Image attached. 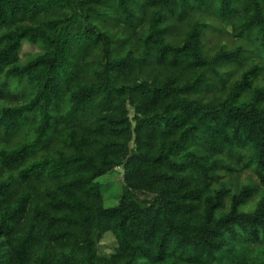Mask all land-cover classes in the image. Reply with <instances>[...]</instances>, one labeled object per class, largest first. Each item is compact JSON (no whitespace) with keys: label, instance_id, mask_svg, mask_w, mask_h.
Segmentation results:
<instances>
[{"label":"trees","instance_id":"trees-1","mask_svg":"<svg viewBox=\"0 0 264 264\" xmlns=\"http://www.w3.org/2000/svg\"><path fill=\"white\" fill-rule=\"evenodd\" d=\"M0 264H264V0H0Z\"/></svg>","mask_w":264,"mask_h":264},{"label":"rangeland","instance_id":"rangeland-1","mask_svg":"<svg viewBox=\"0 0 264 264\" xmlns=\"http://www.w3.org/2000/svg\"><path fill=\"white\" fill-rule=\"evenodd\" d=\"M220 41L226 42L228 48H231L232 45L229 41V38L226 35L216 36L211 34L209 35L207 46L209 48H214ZM41 51L40 46H34L24 43L22 51L20 54V60L24 62L33 55L38 54ZM24 85H21L23 89ZM21 90V89H20ZM223 181L228 183L231 187L232 192H235L242 185L250 184L256 185V178L251 170L243 171L242 173L235 174L233 176L224 175ZM98 184L100 185V190L103 196V204L105 207L110 208L117 204L118 197L121 193L122 186V174L120 169H116L111 173L99 177L97 179ZM256 197L251 200V203L248 205V208L252 207L251 205L255 202ZM115 246V238L110 234L106 233L99 243V251L101 255H108L111 253L113 247ZM258 247L248 246L246 250L251 254H255L258 251Z\"/></svg>","mask_w":264,"mask_h":264}]
</instances>
